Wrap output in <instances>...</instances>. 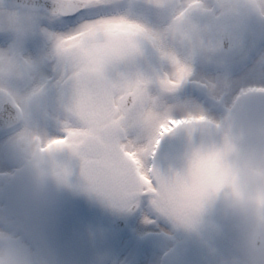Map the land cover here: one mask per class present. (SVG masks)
I'll return each mask as SVG.
<instances>
[{"label":"clouds","instance_id":"clouds-1","mask_svg":"<svg viewBox=\"0 0 264 264\" xmlns=\"http://www.w3.org/2000/svg\"><path fill=\"white\" fill-rule=\"evenodd\" d=\"M203 8L197 25L184 38L165 31L167 20L157 22L153 18L166 46L181 57L198 53L193 61L197 74L204 72L215 79L222 76L225 68H232L234 39L240 35L258 41L247 66H253L257 57L264 62V0H204ZM125 17L124 5H113L62 31L66 38L85 34L80 46L72 49L76 60L69 75L73 79H127L132 84L140 77L157 79L149 60L138 51L125 48L124 36L120 38L121 45H117L116 37L108 30L109 25ZM89 32L94 34L87 35ZM209 46L214 49L211 60L206 58L210 55ZM258 83L264 84V80ZM208 114L220 119L222 110L210 108ZM172 115L180 118L183 113ZM14 133L15 129H4L0 134V158L6 170L16 177L11 187L4 190L5 201L11 198L20 210L17 223L0 228V264H41L45 241L38 238L30 223V210L39 206L31 180L33 168L30 160L14 148ZM165 139L170 145L166 158L161 159L160 154L155 161L146 157L144 168L154 187L157 181L153 166L168 178L165 211L153 204L152 193H145L141 210L135 213L137 220L165 238L171 235L169 246L181 250L183 255L199 248L209 257V264H220L216 259L219 253L225 254L226 264H264V107L251 109L239 118L229 134L228 150L223 133L215 129L168 134ZM131 179L142 185L134 170ZM45 191L53 207L62 191L51 180ZM145 217L154 222L147 223Z\"/></svg>","mask_w":264,"mask_h":264},{"label":"rangeland","instance_id":"rangeland-1","mask_svg":"<svg viewBox=\"0 0 264 264\" xmlns=\"http://www.w3.org/2000/svg\"><path fill=\"white\" fill-rule=\"evenodd\" d=\"M85 1L103 4L114 0ZM167 2L176 5L170 6L174 9L172 18L175 22H172L165 31L170 32L173 37H186L189 33L187 29L189 31L193 29L200 19L188 20L186 14L192 9L203 12L204 0H167ZM129 12H126L125 18L109 25L108 30L116 37L117 45H121L120 38L124 36L126 40L123 44L127 43L131 46L133 44L134 50L149 60L153 72L157 74L155 80L140 77L132 84L127 79L95 82L84 77L73 79L69 75V69L63 64V53L68 49L78 48L85 34L78 33L66 38L61 32L64 29L41 27L38 32L41 51L39 55H33L27 51V41L37 34L31 11L0 6V33L5 34L0 38V106L6 101L17 102L24 112L25 126L20 131H15L13 140L14 148L30 160L33 168L31 180L39 206L30 210V223L36 229L38 238L45 241V248L40 255L41 264L51 262L78 264L83 260L94 264L95 261L91 263V259L96 260L101 257L113 259L116 255L113 243L97 249L91 248L83 240V230L79 228L82 224L78 223L77 227H75L77 223L72 224L71 218L76 217L80 212L76 204L79 202L73 196L70 197L73 192L61 195L52 207L48 203L49 198L45 191L49 177L56 169V163L60 167L61 163L70 159L74 163L84 161L83 156L77 152V145L85 135L93 132L95 125L98 131L107 124L117 125L121 135L116 143L108 145L100 157L94 160L100 159L115 167L121 165L119 161L128 158L137 160L138 163L140 157L139 159L135 157L137 153L129 150L128 146L134 142L141 144V140L146 139L159 117L165 116V122L171 118L178 124L187 123L186 119L200 120L198 123L208 120L209 103H206V107V104L196 101L189 93L192 86L200 84L198 81L210 83L205 87V97L211 99L214 97L217 101V109L224 107L227 110L225 113L222 111L220 119L210 115L218 125L228 120V94L233 100L234 111L241 98L251 95L256 90L264 89V84L258 83L264 80L263 62L257 57L253 66L249 67L246 63L258 47V41L242 35L240 46L233 57L232 68H225L222 76L218 75L217 78L212 79L204 72L196 73L193 68L195 58L192 57L195 52L190 54V59L183 61L184 57L164 44L158 23L148 21L144 15ZM93 34L87 33V35ZM70 40H75L77 43L72 45ZM57 42L63 49L59 57L55 53ZM253 42L255 48L243 62L240 59L251 51L250 44ZM212 52L214 49L211 46L210 55L206 57L208 60L212 59ZM153 53L155 62H152ZM45 63H50L53 67L59 66V79L62 85L66 82L75 83L76 86L72 88L68 97H58L61 87L53 89L49 84L43 72ZM169 68L171 75H168ZM175 87L179 89L177 94L169 96L168 91ZM234 90L235 94H233ZM128 94L135 95L138 100L134 111L130 114H126L120 104L121 99ZM173 112H180L183 115L175 118ZM61 132H66L70 138H63ZM61 148L66 150L62 151ZM47 153L50 157L53 156L52 159L56 163L48 165V161L42 158ZM141 166L144 170L145 163ZM139 169L140 166L135 172ZM15 179L14 174L6 170L4 160L0 158V228L18 222L17 213L20 209L17 203L11 198L5 201L3 195L4 190L10 188ZM159 205L162 206V203ZM47 229L52 231L49 233ZM145 230L149 231V228L143 226L136 233L142 236Z\"/></svg>","mask_w":264,"mask_h":264},{"label":"flooded vegetation","instance_id":"flooded-vegetation-1","mask_svg":"<svg viewBox=\"0 0 264 264\" xmlns=\"http://www.w3.org/2000/svg\"><path fill=\"white\" fill-rule=\"evenodd\" d=\"M150 1L152 0H114V1H108L107 3L104 2L103 4L111 5V6L122 4L124 5V11H127V12L130 11L129 13H132V14L144 15L147 17L148 21H151V22H153V18H155L157 22L167 20L168 23H167L166 28L172 22H175V20L172 18V14H174V9L171 8L170 6L172 5L176 6V5L167 2V0H163V1L155 0L152 2ZM144 5H146L147 7H144ZM201 14H202L201 10L192 9L191 11L187 12L186 18L188 20L190 18L196 20L200 18ZM187 31L189 32L188 29ZM2 36H3L2 33H0V38ZM241 38H242V35H240L238 45L235 49V53L237 52L240 46ZM130 48L134 50L133 44L132 46L130 45ZM250 48H251V51L245 53V55L241 57L240 60H242L243 62H245L246 59L253 52V49L255 48L254 42L250 44ZM209 49H211V46H209ZM194 54L197 55L196 53ZM194 54L192 55L193 58L196 57ZM189 56L191 55L184 57L183 61L184 60L186 61V59H190ZM262 64L264 65V62ZM193 68L195 69L194 65H193ZM71 83L73 84V88H74L76 86L75 83L74 82H71ZM198 83L200 84L194 85L191 87V91L189 93L193 95L196 101L198 102L202 101V103L204 104L209 103L208 110L210 108H217V101H215L214 97L213 99L205 97V87L207 85L209 86L210 83L206 81H203V82L198 81ZM178 90H179L178 87L171 88L170 91H168V95L169 96L176 95ZM201 96H203L204 98L200 99L199 97ZM248 96L249 97L256 96L258 98V104L260 105V107H264V89L256 90L255 92L251 93V95H248ZM229 97L230 95L228 94V112H227L228 120H226L224 124L218 125V123H216L217 121L211 118L210 114L207 118L208 120L201 121L202 123H205V124L214 125L218 127L219 129L222 127L220 131H222V133L227 138L229 137V133L227 134V132L225 131L226 124L232 120L234 113L236 109L238 108V106L240 105V103L245 98H247V97L241 98L239 104L235 107V110L233 111V100L230 99ZM7 102H12V101H6L3 104H1L0 110L2 109L3 105ZM14 104H16L22 110V113L24 116L22 106H20L17 102H15ZM221 110L224 113L227 111L224 107ZM186 121L187 122H198L200 120L194 121V120L186 119ZM24 122L25 121L23 120L22 126L24 125ZM177 124L178 122H174L171 118H169L164 123L163 128L165 126L167 128H164V129H171ZM22 126L16 128L15 131H18L19 129H21ZM101 129L102 127L98 131V127L97 125H95L93 132L85 135L83 139L78 143L77 152L79 155L83 156L84 158V161L82 163H74V162H71L72 159H70L68 162L65 161L61 163V166L58 167V164L55 162L54 159H52L53 156L50 157V154L47 153L44 157H42L43 159H45V161H48V165L54 162L56 163V169L51 173L49 177V181L51 180L54 174L61 173V172L67 173L73 176L74 178H77L79 172L83 169V167L88 162L94 160L93 157H89L85 154H82L79 151L78 147L89 136H95V137L101 138ZM3 130L4 129L0 128V134H2ZM61 134H62V137L65 139L70 138L68 137V134L66 132H61ZM147 137L148 136L145 137L146 138L144 140L145 142L147 141ZM100 141L104 145V151L108 145L116 143L115 141L113 143L106 144L104 141L102 140ZM61 150L62 151L66 150V148H61ZM135 157L139 159L138 155ZM98 161L99 163H102L110 167V170L119 180V182L121 183L126 193L125 198H128V199H126L120 204L104 206L101 208H93V207H89V206L76 203L77 207L80 209V212H79V215L71 218L72 224L73 222L77 223L75 227H77L78 223L82 224V226L79 225V228L83 230L82 232V235L84 237L83 240L87 242V245H89L91 248L97 249V248L103 247L105 244H108V243L114 244V252L116 253V255L115 257H113V259H105L104 257H101L96 260L91 259L90 260L91 263L95 261L94 264H209V257L202 254L199 248H192L188 252L187 255H183L181 250L174 248V247H170L168 244V239H173L171 235H167V238H165L150 228H149V231L145 230L142 236H139L136 233L137 230L140 231L141 227H143V225L137 220L135 216V213L141 210L142 196H133L134 194L152 192V194L154 195L153 204L157 206L158 210L161 212L165 211L164 204L167 203V199H166L167 190H162L158 186L154 187L152 180L149 178L148 175L146 176V173H144V170L141 164L145 163V160L142 161L141 159H139V162H138L139 164H138L137 160H134L132 158L126 159L124 162L130 161V164H129L130 166L128 169L124 168L122 165L115 167L111 164H107L101 161L100 159ZM139 166H140V169L139 171H137L138 173L135 172V174L136 176L139 177V180L142 182V185L146 187L136 184L131 179L132 170L134 171L138 170ZM71 192H73V195H70V197L73 196L74 199L78 202L77 197L75 195V190L72 189ZM160 203H162V206L159 205ZM94 221H98V222H94ZM145 221L147 223L154 222L150 217H145ZM46 231L50 233L52 229H47ZM210 248H211V245H210ZM211 250L213 252H216V249L214 248H211ZM216 259L220 262V264H226V256L224 253H219L216 256ZM86 261L87 260H83L82 262H86ZM81 263H78V264H81ZM44 264H57V263L51 262V263H44ZM84 264H89V263L86 262Z\"/></svg>","mask_w":264,"mask_h":264},{"label":"water","instance_id":"water-1","mask_svg":"<svg viewBox=\"0 0 264 264\" xmlns=\"http://www.w3.org/2000/svg\"><path fill=\"white\" fill-rule=\"evenodd\" d=\"M34 0H0V5H4L11 8H18L24 11H31V4ZM86 2V1H85ZM240 36L234 39V48L236 49ZM127 49H131L130 45L127 43L123 44ZM73 49V48H72ZM72 49L65 51L63 59L64 64L67 68H71L75 63L76 56ZM73 88L72 83L64 84L60 91L59 96L62 98L68 97ZM137 105V98L128 94L121 99V106L126 114L132 113L135 106ZM260 108L257 103L256 97H249L242 101L239 108L235 112L232 120L226 124L225 131L227 134L231 132L234 126L237 125L239 118L247 111ZM23 122L22 110L14 103L7 102L3 105L0 110V128L2 129H15L20 126ZM215 129L214 126H208L200 123H187L181 124L176 128L171 130L173 136H178L184 131H205ZM120 134V129L115 125H106L101 129V136L105 143H113L116 141ZM224 135V134H223ZM224 147L226 150L231 148V144L227 137H225ZM79 151L87 156L98 158L104 151V145L101 143L100 138L95 136L87 137L80 145ZM162 155H167V149ZM130 166V162H126ZM64 176V177H63ZM157 186L162 190H168L169 181L168 178L160 171L156 175ZM51 181L55 183L57 188L62 191L61 195H66L75 190V195L78 202L81 205L101 208L104 206L117 205L122 203L128 198L126 193L116 178V176L110 170V167L99 163L96 160L88 162L83 169L79 172L77 178L67 174V173H56L52 176ZM145 193H136L133 196H143Z\"/></svg>","mask_w":264,"mask_h":264},{"label":"snow or ice","instance_id":"snow-or-ice-1","mask_svg":"<svg viewBox=\"0 0 264 264\" xmlns=\"http://www.w3.org/2000/svg\"><path fill=\"white\" fill-rule=\"evenodd\" d=\"M110 6L111 5L85 2V0H34L31 4V14L37 34L33 35L32 38L27 41V51L33 55L40 54L41 43L38 32L41 27L46 29H71L80 24L82 20L108 10ZM4 43H6V41H4ZM55 53L57 57L63 53L62 46L59 42L55 45ZM43 72L53 89L61 87L62 81L59 79V66L53 67L50 63H45ZM165 120V116L158 118L157 122L150 129L148 139L145 143L137 144L134 142L128 146L129 150L135 151L142 161L149 156L155 161L157 159V154H160L161 159L166 158V155H162V153L165 152V149H167V152L170 150V145L165 137L171 134V129L163 128ZM119 162L124 168H129L126 162ZM152 171L155 177L160 172L155 166H153ZM142 203L143 201L141 202V207Z\"/></svg>","mask_w":264,"mask_h":264},{"label":"bare ground","instance_id":"bare-ground-1","mask_svg":"<svg viewBox=\"0 0 264 264\" xmlns=\"http://www.w3.org/2000/svg\"><path fill=\"white\" fill-rule=\"evenodd\" d=\"M126 12H127V11H125V13H126ZM24 126H25V122H24V125H23L22 127H24ZM21 129H22V128H21ZM21 129H19L18 131H20ZM18 131H17V132H18Z\"/></svg>","mask_w":264,"mask_h":264}]
</instances>
